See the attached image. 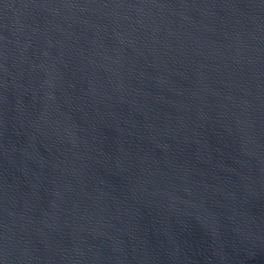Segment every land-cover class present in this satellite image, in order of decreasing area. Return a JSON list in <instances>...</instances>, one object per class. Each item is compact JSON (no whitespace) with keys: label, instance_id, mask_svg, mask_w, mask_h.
<instances>
[{"label":"water","instance_id":"obj_1","mask_svg":"<svg viewBox=\"0 0 264 264\" xmlns=\"http://www.w3.org/2000/svg\"><path fill=\"white\" fill-rule=\"evenodd\" d=\"M0 264H264V0H0Z\"/></svg>","mask_w":264,"mask_h":264}]
</instances>
